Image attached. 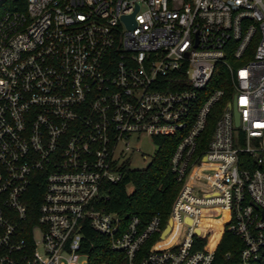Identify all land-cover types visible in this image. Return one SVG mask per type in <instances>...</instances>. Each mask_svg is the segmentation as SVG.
Instances as JSON below:
<instances>
[{
	"label": "built area",
	"instance_id": "built-area-1",
	"mask_svg": "<svg viewBox=\"0 0 264 264\" xmlns=\"http://www.w3.org/2000/svg\"><path fill=\"white\" fill-rule=\"evenodd\" d=\"M157 137L171 217L124 221L112 187ZM88 229L128 264L264 261V0H0V264H91Z\"/></svg>",
	"mask_w": 264,
	"mask_h": 264
},
{
	"label": "trees",
	"instance_id": "trees-1",
	"mask_svg": "<svg viewBox=\"0 0 264 264\" xmlns=\"http://www.w3.org/2000/svg\"><path fill=\"white\" fill-rule=\"evenodd\" d=\"M253 46H256V42ZM223 79H228V76L224 75ZM215 80L217 81V79ZM225 86H228V83ZM218 87L221 85H214L213 90ZM227 88L229 89L228 95L216 106L200 149H203L212 137L216 120L222 114L228 100L233 96L232 89ZM157 142L160 148L150 165L145 169H127L123 180L112 187L107 208L121 215L124 221L137 216L141 219L142 225L147 226L157 215L162 217L164 223H167L171 217L174 202L181 189V183L172 168V159L180 143V138L157 137ZM34 192L37 193V190ZM40 195L39 189V195L37 194L34 199V204L37 207L41 202ZM216 227L218 228L216 240H218L222 235V227L219 221ZM87 234L90 238L86 245L91 256V264H128L124 253L111 248L108 238L92 229H88ZM234 239L236 237L227 232L220 246V251L235 252L233 245L229 243ZM209 240L207 239V242ZM258 264H264V261Z\"/></svg>",
	"mask_w": 264,
	"mask_h": 264
},
{
	"label": "rangeland",
	"instance_id": "rangeland-1",
	"mask_svg": "<svg viewBox=\"0 0 264 264\" xmlns=\"http://www.w3.org/2000/svg\"><path fill=\"white\" fill-rule=\"evenodd\" d=\"M143 152L149 156L148 160H143L140 155L134 156L132 166L136 169H145L152 162L154 155L158 151V145L153 143L149 138L146 139L145 144L141 145ZM214 226H216L218 221H212ZM174 239V235L172 234L171 240ZM166 243V242H165Z\"/></svg>",
	"mask_w": 264,
	"mask_h": 264
},
{
	"label": "water",
	"instance_id": "water-1",
	"mask_svg": "<svg viewBox=\"0 0 264 264\" xmlns=\"http://www.w3.org/2000/svg\"><path fill=\"white\" fill-rule=\"evenodd\" d=\"M128 18L131 19L132 22H134V15L131 16V17H128ZM236 122H237V125L240 124V117H239V114L238 113H236ZM170 230H171V224L166 228V230H165V232H164L163 235L165 236L167 233L170 232Z\"/></svg>",
	"mask_w": 264,
	"mask_h": 264
},
{
	"label": "bare ground",
	"instance_id": "bare-ground-1",
	"mask_svg": "<svg viewBox=\"0 0 264 264\" xmlns=\"http://www.w3.org/2000/svg\"><path fill=\"white\" fill-rule=\"evenodd\" d=\"M174 235V234H173ZM171 237H172V234H170L167 238H166V243L165 242H163V243H161L159 246H163L164 244H167V243H169L170 242V240H171Z\"/></svg>",
	"mask_w": 264,
	"mask_h": 264
}]
</instances>
